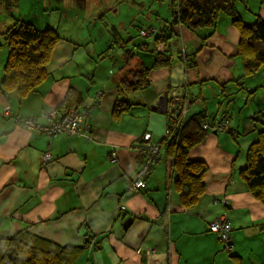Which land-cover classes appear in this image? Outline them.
Instances as JSON below:
<instances>
[{
	"label": "crops",
	"instance_id": "1",
	"mask_svg": "<svg viewBox=\"0 0 264 264\" xmlns=\"http://www.w3.org/2000/svg\"><path fill=\"white\" fill-rule=\"evenodd\" d=\"M78 1L74 5L89 2ZM125 1L132 6L137 0ZM138 1L147 7L144 0ZM8 4L9 0H0L1 57L7 56L2 54L1 34L20 21ZM236 8L245 25L257 18L264 22V0H236ZM136 18L129 16L131 25ZM145 27H136L138 33L125 39L114 29L102 47L92 46L94 41L88 38L82 40L83 33L75 38L56 29L62 40L55 46L42 84L23 99L0 93V237L27 229L59 246L81 248L74 264H264V205L239 177L244 166L235 171L241 152L246 158L249 145L257 140L260 125L252 120L251 129L243 126L241 145L238 126L217 125L226 114L211 123L206 113L209 90L221 99L237 89L236 96L244 99L264 90V82L257 85L250 78L236 82L242 74L239 33L230 18L221 15L212 28L194 33L178 28L177 35L158 42L156 47L167 50L171 63L151 71L147 89L124 96L118 83L127 70L153 64L146 49L154 48L158 35L150 43L147 39L152 35L140 37L139 32L159 29ZM189 55L194 59L190 65L185 64ZM6 56L0 58V79ZM70 91L79 96V103L71 107L83 117L79 133L49 137L16 125L15 118L45 125L49 113L63 117L71 109L65 99ZM165 92L188 100L186 119L203 115L208 125L204 139L189 153V158L207 166L205 194L189 209L179 204L174 186L177 172H171V160L160 144L168 125L156 106ZM117 100L128 101L130 107L114 119L111 112ZM215 104L219 108L221 100ZM145 135L160 146V156L143 178L144 188L136 193L130 183L142 162L136 147L144 143ZM44 153L50 155L45 165ZM223 217L232 227L229 252L207 229Z\"/></svg>",
	"mask_w": 264,
	"mask_h": 264
},
{
	"label": "trees",
	"instance_id": "2",
	"mask_svg": "<svg viewBox=\"0 0 264 264\" xmlns=\"http://www.w3.org/2000/svg\"><path fill=\"white\" fill-rule=\"evenodd\" d=\"M168 1L171 20L154 34L158 35L154 38V48L146 49L153 55V64L150 68L140 65L137 69L127 70L126 77L118 83L122 95L147 89L151 71L171 63L167 50L157 49L158 42L165 43L172 35H177L178 28L192 33L212 28L221 15L229 17L232 26L239 33L237 54L242 66L239 80L250 78L264 68V22L257 18L253 24L245 25L238 16L236 0ZM1 36L7 48V56L0 79V93L14 94L19 99L26 98L47 77L46 69L51 55L62 38L51 27L38 29L23 21H16ZM186 58L185 64L194 63L193 55ZM72 92L65 98L67 108L76 107L79 103L78 94ZM129 107L128 101L117 100L111 112L113 118L118 119ZM205 119L203 115L185 119L182 125L175 127L160 142L165 157L171 160V172H177L174 186L179 204L186 209L194 207L205 194L207 166L203 161L189 158L191 149L205 137V130L202 128ZM238 175L252 197L264 205V130L258 132L257 140L249 145L246 164ZM80 249L59 246L23 229L12 236L0 237V264H74Z\"/></svg>",
	"mask_w": 264,
	"mask_h": 264
},
{
	"label": "rangeland",
	"instance_id": "3",
	"mask_svg": "<svg viewBox=\"0 0 264 264\" xmlns=\"http://www.w3.org/2000/svg\"><path fill=\"white\" fill-rule=\"evenodd\" d=\"M16 1L9 0L8 4L9 8L14 10L13 16L15 19L26 21L27 23L31 22L30 24H33L38 29L50 26L55 30L58 29L62 35L66 33L75 38H77L78 34L83 33L84 38L82 40L88 38L94 41L92 46L95 47L104 46V41L112 37L113 29L125 39L131 33H138L136 27L144 29L147 25H153L161 30L163 25L171 20V9L168 0H159L158 2L155 0L152 5L150 0H144L143 3L147 7H142L138 0L132 6L131 2L125 0H95V5L93 1L89 0L88 3L84 1L79 6L74 5L78 0H18L19 6H16ZM115 3L116 5H114ZM157 11L159 13H156ZM129 16L137 17L132 25L128 21ZM125 18H128L127 21H125ZM158 19L159 21H157ZM122 20L126 24L128 23L125 27L121 23ZM153 35L147 39L150 43L153 41ZM4 52L7 53L5 46L2 47V54ZM134 53L137 56L146 55L150 57L142 52L134 51ZM5 56L6 54L2 57L0 56V58L4 60L3 57ZM263 69L261 68L257 74L250 77L257 85L264 82V77H261ZM236 91L237 89H235L233 96L230 91L228 94L224 93L220 99L212 97L213 93L209 90L207 102L210 98L211 100L208 102L206 113L208 121L211 123L219 122L223 114H226V120L229 122L228 128L232 127L235 129L237 126L240 128L238 131L240 137L238 143L243 145L245 143L242 133L244 125L250 126L251 129L253 127L252 120H254L259 125H263L262 128L258 129V132L264 130V90L257 89L255 94L244 95V99L240 98L241 95L236 96ZM234 99L236 102H233ZM219 100H221V106L218 108V103H215ZM215 129L219 131L218 127ZM226 135L225 137L229 138V135ZM239 156L236 165L238 167L235 168V171L246 164L244 151Z\"/></svg>",
	"mask_w": 264,
	"mask_h": 264
},
{
	"label": "built area",
	"instance_id": "4",
	"mask_svg": "<svg viewBox=\"0 0 264 264\" xmlns=\"http://www.w3.org/2000/svg\"><path fill=\"white\" fill-rule=\"evenodd\" d=\"M158 30L150 27L145 30H140L139 36L146 37L157 33ZM159 50V48H157ZM165 92L158 99L156 109L166 115L167 129L166 135L174 131L175 127H179L186 119V113L188 111V100H182L178 94L172 92ZM48 123L45 125H39L32 119L15 118L16 125L24 127L26 129L35 130L41 134L49 137H55L62 133L74 135L79 133L80 123L83 119L75 109L71 108L63 117L57 118L54 113H49L47 116ZM228 120L219 122L217 125L226 128ZM203 129H208L206 122L202 125ZM87 129V127H86ZM138 154L141 157V164L137 171L135 179L130 183V190L132 192H139L145 186L143 178L148 174L149 170L154 166L160 156V146L156 143L149 142V135H145L144 143L136 147ZM111 162H115L116 156L113 152L110 154ZM50 160V155L44 153L42 156L43 164H47ZM124 210V207H121ZM207 229L209 232L216 234L218 239L225 245L224 249L229 252L232 250L231 239V224L227 219L219 218L208 224Z\"/></svg>",
	"mask_w": 264,
	"mask_h": 264
},
{
	"label": "water",
	"instance_id": "5",
	"mask_svg": "<svg viewBox=\"0 0 264 264\" xmlns=\"http://www.w3.org/2000/svg\"><path fill=\"white\" fill-rule=\"evenodd\" d=\"M129 222H130V220H128V221L124 224V226H126Z\"/></svg>",
	"mask_w": 264,
	"mask_h": 264
},
{
	"label": "bare ground",
	"instance_id": "6",
	"mask_svg": "<svg viewBox=\"0 0 264 264\" xmlns=\"http://www.w3.org/2000/svg\"><path fill=\"white\" fill-rule=\"evenodd\" d=\"M168 94H170L169 92H167Z\"/></svg>",
	"mask_w": 264,
	"mask_h": 264
}]
</instances>
